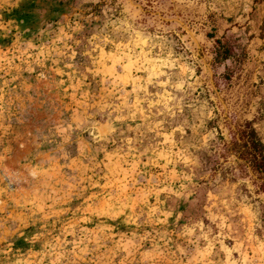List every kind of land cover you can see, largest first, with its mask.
Listing matches in <instances>:
<instances>
[{
  "label": "rangeland",
  "instance_id": "374dc122",
  "mask_svg": "<svg viewBox=\"0 0 264 264\" xmlns=\"http://www.w3.org/2000/svg\"><path fill=\"white\" fill-rule=\"evenodd\" d=\"M264 0H0V264H264Z\"/></svg>",
  "mask_w": 264,
  "mask_h": 264
},
{
  "label": "trees",
  "instance_id": "16d2710c",
  "mask_svg": "<svg viewBox=\"0 0 264 264\" xmlns=\"http://www.w3.org/2000/svg\"><path fill=\"white\" fill-rule=\"evenodd\" d=\"M242 142H236L235 148L238 157L250 162L252 167L258 172H264V144L256 135L253 128L242 131Z\"/></svg>",
  "mask_w": 264,
  "mask_h": 264
}]
</instances>
